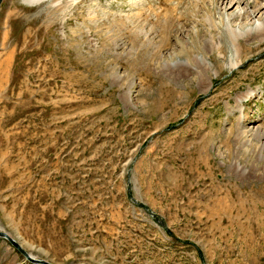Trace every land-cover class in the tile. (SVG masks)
I'll return each instance as SVG.
<instances>
[{
	"label": "rangeland",
	"instance_id": "1",
	"mask_svg": "<svg viewBox=\"0 0 264 264\" xmlns=\"http://www.w3.org/2000/svg\"><path fill=\"white\" fill-rule=\"evenodd\" d=\"M262 13L1 0L0 231L53 264H264V40L227 29ZM0 264L44 263L0 234Z\"/></svg>",
	"mask_w": 264,
	"mask_h": 264
},
{
	"label": "bare ground",
	"instance_id": "2",
	"mask_svg": "<svg viewBox=\"0 0 264 264\" xmlns=\"http://www.w3.org/2000/svg\"><path fill=\"white\" fill-rule=\"evenodd\" d=\"M26 1H32V0H26ZM227 2V1H226ZM233 3V2H232ZM236 3V2H235ZM243 9H244V7L243 8H241V7H239V10H238V13L240 12V14H241V12H244L243 11ZM256 19V18H255ZM226 22H228V20H226ZM253 24H255L254 26H253ZM252 24V26H249V27H247V28H240V27H235V28H231L229 25H228V33H229V35L231 36V38H232V41L234 42L233 43V45H234V47H235V50H236V52L238 53V50H239V48L236 46V41H237V39H238V37H240V36H246V35H250L252 32H254V30L257 32V34L259 35V36H261L260 38H261V40H264V13H262V18H260V19H257L254 23ZM247 25V24H246ZM227 26V25H226ZM252 35H253V33H252ZM209 41V40H208ZM212 41V40H211ZM207 43V42H206ZM209 43V42H208ZM211 46V45H210ZM211 48V47H210ZM189 50V49H188ZM235 52V53H236ZM237 53H236V55H237ZM183 55V54H182ZM180 57H182V56H180ZM195 67H193L196 71H193V72H195L196 73V76L200 79V80H203V73L205 72H207L208 71V69H209V65H208V63L203 59V57L201 58V57H199V56H196V58H195ZM240 63V61L237 59V57H235V59H233L232 60V62H231V68H234L235 66H237L238 64ZM172 64V66L173 67H177V66H180V65H184V66H186V68H187V70H191L190 69V63L189 62H187L186 60H181V59H179V60H177V61H174L173 63H171ZM197 65H198V69L196 68L197 67ZM191 72V71H190ZM209 88H211V86L209 85L208 87H207V90L209 89ZM206 90V91H207ZM248 94V93H247ZM243 99V98H242Z\"/></svg>",
	"mask_w": 264,
	"mask_h": 264
},
{
	"label": "water",
	"instance_id": "3",
	"mask_svg": "<svg viewBox=\"0 0 264 264\" xmlns=\"http://www.w3.org/2000/svg\"><path fill=\"white\" fill-rule=\"evenodd\" d=\"M1 1V0H0ZM1 235H4L6 238L9 239V241L15 245L28 259L35 261V262H40V263H45V264H53L51 262H49L46 259H42V258H37L34 257L33 255H31L28 251H26L9 233H7L6 231H0ZM79 264H91V263H79Z\"/></svg>",
	"mask_w": 264,
	"mask_h": 264
}]
</instances>
